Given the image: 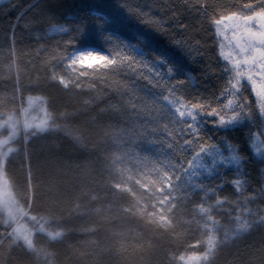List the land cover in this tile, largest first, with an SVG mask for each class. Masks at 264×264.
<instances>
[{
    "label": "trees",
    "instance_id": "16d2710c",
    "mask_svg": "<svg viewBox=\"0 0 264 264\" xmlns=\"http://www.w3.org/2000/svg\"><path fill=\"white\" fill-rule=\"evenodd\" d=\"M260 3L261 0H5L0 3V121L9 115L22 120L23 115L34 114L35 107L29 113L23 109L30 99H35L60 125V130L29 134L26 138L20 122L17 136L8 145L14 150L5 161L4 175L13 200L27 213V230H32L31 225L37 226L30 220L31 216H37L46 218L47 228L64 232L62 238L52 241L46 232L35 228L34 242L44 253L51 254L47 258L37 257L11 242L8 233L13 223L0 208V234L5 237L0 244V264H189L186 257L207 251L209 235L223 242L207 262L202 260L200 264H264V225L233 236L238 208L264 214V159L254 155L253 146L261 131L257 98L248 83L240 84L242 100L256 118L255 124L244 120L225 131L216 125L218 116L207 115L214 109L227 119L232 114L225 109L228 100L234 99L235 103L241 99L228 95L230 74L225 69L230 65L222 55L214 20L233 14L251 15L245 6L251 4L258 11ZM33 4L36 7L29 8ZM21 13L24 15L18 20ZM57 25H65L69 31L48 32ZM78 28H84L85 32L97 30L91 45L106 53L107 49L119 51L116 45L120 41L145 47L143 42L133 39L135 34L144 33L158 52H166L171 59L178 60L195 77L198 86L193 87L181 72H175L173 79L158 80L151 77L148 67L139 69L147 77L143 78L128 71H111L114 65L106 69L102 67L104 63L83 68L88 74L79 77L76 82L79 87L72 82L65 87L52 76L66 75L60 58L85 44ZM104 33L112 34L115 43L106 44L102 39ZM113 58L120 57L112 55ZM180 80L184 83L177 86L175 95H182L185 103L191 101L204 106L205 122L200 136L210 137L208 142L215 144L227 138L237 146L243 162L239 171L236 166L221 167L219 175L202 177L207 191L192 193L178 204L168 214L171 225L164 227L148 217L154 201L146 196L142 203L148 207L143 214L123 211L134 200L128 192L113 187L120 182L121 173L107 157L118 151L114 134L121 129L144 132L140 127L144 120L151 121L150 127L156 128L152 138L159 141L171 142L168 132L179 134L185 125L177 119L174 122L165 105L173 112L169 105L173 96L168 89ZM165 96L168 101L164 100ZM129 100L143 109L144 119L137 120L135 126L130 118ZM164 125L168 126L167 130ZM5 131L0 129V134ZM133 140L139 142L138 137ZM168 151L165 148V154ZM181 155L189 153H176L169 158L177 159ZM152 161L149 158L140 167L133 161H125L118 167L131 168L129 174L135 179H142L138 170L144 172V181L155 179L148 171ZM238 179L243 181L239 189L234 184ZM127 186L137 191L138 196L147 192L139 189L134 180ZM217 198L224 201L222 207L216 206ZM201 203L212 206L210 214L216 221L215 225L209 222L207 229L206 217L197 211ZM181 256L184 260L179 259Z\"/></svg>",
    "mask_w": 264,
    "mask_h": 264
},
{
    "label": "snow or ice",
    "instance_id": "6c2138e0",
    "mask_svg": "<svg viewBox=\"0 0 264 264\" xmlns=\"http://www.w3.org/2000/svg\"><path fill=\"white\" fill-rule=\"evenodd\" d=\"M3 2V0H0ZM36 7L35 4L29 5V8ZM245 8L251 12V15L239 16L233 14L237 21L235 25V32L239 33V38L233 45L236 54L240 57L239 60L234 62L231 58H227L230 63V67H227L225 71L230 74L228 95L241 97L234 103V99H229L225 109L230 111L232 114L225 119L224 115L216 112L214 109L207 113V115L218 116L219 119L216 122L217 127L224 129L225 131L233 129L236 125L240 124L244 120H248L251 123H256V118L251 113L246 104L242 100V93L237 85L241 83V77L246 76L248 72H256L261 76V88L256 91V96L259 99V124H260V135H264V0H261L259 10L253 8L251 4L246 5ZM24 13H21L17 19L22 18ZM232 17H229L231 19ZM106 19V18H104ZM223 19V17L221 18ZM83 24V20H81ZM214 24L219 27L221 20H214ZM258 25V27H257ZM102 28V26H99ZM54 31L67 32L69 31L65 26L54 27ZM77 31L85 37V44L81 47H74L72 52L67 56H62L61 66L65 70L67 80L65 76H58L53 74L52 79L58 80L59 83L65 87L68 86V82L76 84L79 77L87 75L86 70H82L74 67L77 65L78 54L101 51L100 48L92 47L91 42L96 37L95 29H89L87 32L84 28H78ZM102 39L105 43H115L113 35L104 33ZM116 39H119L118 37ZM133 39L143 42L145 47H141L139 43H131L120 41L116 45L119 50L114 53L113 49H107L108 56L119 55V60L116 58L108 59V56H100L101 60H105L106 63L102 66L106 69L109 66H113L111 71H128L134 76L143 77V73L139 71L144 67L150 69L151 77L154 79H163L167 77L169 79L174 78L175 72H181L185 78L192 83L193 87L198 86L195 77L185 68L180 65L178 60H173L170 54L166 52H158L156 46L153 44L151 38L147 37L144 33H137L133 36ZM123 49H127V52H123ZM128 53H135L134 56L128 55ZM83 56L79 57V60L83 61ZM70 62V63H69ZM164 70L163 72L161 70ZM147 78V77H143ZM233 81L235 83H233ZM246 83H248L251 89L255 85L256 81L253 80L251 75L246 76ZM183 80L177 83L171 84L168 91L173 96V99L169 101V105L173 110V116L176 117L177 121L185 127L181 128L178 135H173L172 132H168L167 135L171 137V142H162L155 138H152L156 132L155 127H150L151 121L144 120V123L140 125L144 129V132L136 133L133 130L121 129L119 133H115L113 140L115 142L117 152L107 157L111 161V165L115 167L117 172L121 173L120 182H117L113 187L120 191H126L133 198L134 203L123 209L128 214H136V212L144 213V210L148 207L147 204L142 203V198L147 197L151 203L152 211L148 212L147 215L151 222L161 224L164 227L171 225L172 221L169 219L168 214L178 207V204L188 199L192 193L198 191H207L202 177L212 178L214 175H219V169L221 167L230 168L236 166L239 171L242 167L243 158L238 154L237 146L232 144L227 138H223L220 144L209 143L210 137L205 139L200 136V129L204 124V113L202 111L203 105L199 103H193L191 101L185 103L181 96L175 95L177 86L182 85ZM165 101H168V97H164ZM31 103V99H30ZM129 106L131 110L132 123L135 126L137 120L144 119L143 109L138 108L137 104L129 100ZM183 109V110H182ZM27 112V110H25ZM199 117V119H198ZM19 121L13 119L11 115L0 124V128H7L10 130L6 139H0V180L4 177L5 161L9 153L13 152V148L8 146L10 142L15 139L18 134ZM167 130V125H164ZM23 128L27 135H37L39 133L48 131L60 130V125L55 122V117L51 114L46 113V118L41 123H32L27 118L24 120ZM31 130V131H29ZM71 135V132H68ZM133 137H138L139 142H135ZM187 137H191L190 139ZM78 139V137H77ZM182 141V143L180 142ZM163 145V146H161ZM151 146V147H146ZM251 147V142H250ZM155 148L154 159L152 161V167L148 169L149 172L155 175V179H148L147 182H143L145 177L144 172L138 170V175L142 179H135L134 176L126 173H130V168L121 169L118 167L119 164L125 161H135L136 163H145L149 157H140V151H151ZM165 148L170 150L165 154ZM259 153L264 157V148H257L254 152ZM176 153H189L188 156L181 155L177 159H171ZM227 153V154H226ZM165 156L164 160L160 157ZM135 181V185L139 186V189H145L147 192H142L140 196L137 195V191L133 190L132 187H128L129 182ZM6 183V181H5ZM151 184V188H149ZM235 186L239 189L243 186V181H234ZM150 193V194H149ZM96 199L95 196L92 197ZM224 201L217 198L216 206L222 207ZM4 208L7 211V215L10 220H15L16 215L14 207L11 201L5 200L3 202ZM80 208V205H76ZM211 207H205L203 203L197 205V211L206 217L205 228H208L209 222L213 225L216 224L213 217L211 216ZM97 212L99 209L96 210ZM27 215V213H24ZM246 216H252L253 219L245 218ZM30 220L33 221L38 227L36 231L46 232L45 224L47 220L45 217L31 216ZM235 228L233 229V236H239L242 233H247L252 230L255 226L264 225V214L252 213L250 209H237V214L234 218ZM48 238L52 241H56L64 236L63 230H53L46 232ZM8 237L11 238L13 244L22 245L28 251L35 254L37 257L44 256L47 258L50 253H44L41 248L34 242L33 230H21L19 227H13L11 232L8 233ZM3 234H0V244L4 242ZM229 237L227 233L224 239L227 240ZM215 236L209 235L207 240V251L202 257H195L196 261L204 260L208 261L209 257L214 253L217 245L222 243ZM180 260H184L181 256Z\"/></svg>",
    "mask_w": 264,
    "mask_h": 264
},
{
    "label": "rangeland",
    "instance_id": "374dc122",
    "mask_svg": "<svg viewBox=\"0 0 264 264\" xmlns=\"http://www.w3.org/2000/svg\"><path fill=\"white\" fill-rule=\"evenodd\" d=\"M3 1H5V0H3ZM229 17H232V18L229 19ZM236 23H237V21L235 19V16H228V17L223 18V20H221V25L217 28L218 29V33H219V36H220V40H221V42H220V49H221V52H222L223 57L225 58V60L228 63H229V60L227 58H231V60L233 62L235 60H239L240 59V57L236 54V51H235V49L233 47V45L235 44L236 40L239 38V33H236L234 31L235 30ZM59 26H61V25H57V26L51 27V29L48 32L49 33H53V34L60 33L58 31H54L53 30L54 27H59ZM63 26H65V25H63ZM257 27H258V25H257ZM80 56H83L84 57L82 62L79 60V57ZM100 56H108V53L103 52V51L92 52L90 55L87 54V53H79L78 54L77 65H75L74 67L79 68V69L92 68V67H94L96 65H102V64L106 63L105 60H101L99 58ZM108 59H111V56H108ZM229 65H230V63H229ZM247 75H251L252 78H253V80L256 81L255 85H253L251 89H252L255 97L257 98L256 91H259L260 88H261V76L258 73L251 72V71L248 72L246 74V76ZM62 76H65V79L67 80V76L66 75H62ZM246 76L241 77V83L242 82H245ZM70 82L71 81H69L68 84ZM239 86L240 85H237V87H239ZM257 104L259 106V99L258 98H257ZM33 107H35L37 109L36 112H33L34 114L23 115L22 120H20V117L19 118L18 117H14L13 118V119L19 121V124L21 122L20 125H21L22 129H23L24 120L26 118L30 122H32V123H41L46 118V112H47L46 109L43 108L40 105H37L35 99H32L31 100V103H29V105L26 106L23 109V112L26 113L25 110H27V113H29V110H32ZM165 107H166V111H167L168 115L172 117L173 116V112L171 111V109L169 107H167V105H165ZM172 120L174 122H176V117H173ZM3 121L4 120L0 121V124H2ZM0 129H2V128H0ZM3 129H6V131L3 132V134H0V139H6L8 133L10 131L7 128V126H5ZM260 132L257 133V136L254 139V142H253L254 150H256L257 148H264V135H260ZM155 151H156L155 149H152L151 150L152 153H147V154H141L140 153V157L143 158L144 156H148L152 160V158L154 159ZM256 154L259 157H261V158L264 159V157H262L258 152ZM160 159L161 160H164L165 159V156H161ZM133 162L136 163L135 161H133ZM142 164L143 163H136V165H139V167ZM126 174L128 175L129 173H126ZM147 180L148 179H144L143 182L146 183ZM5 181H6V183H5ZM10 191L11 190L9 188L8 182H7L6 177L4 175L3 179L0 180V208L3 209V210H5L4 205H3V202L5 200L11 201L12 204H13V207H14L16 219L15 220H10L9 217H8V215H7L8 219L13 223V227H19V228H21V230H27V226H28L27 225V221H28V218L26 219L27 215L24 214L26 212L24 210H22L16 204L15 200H13V197H12ZM6 213H7V211H6ZM31 226H32L31 228H32L33 231H34L35 228H37V226H34V225H31ZM45 229H46V232L47 231H53L52 229L47 228L46 226H45ZM203 255H204V253H202V254H192V255H189L188 257H186V261L189 264H200L202 260L196 261L194 258L195 257H202Z\"/></svg>",
    "mask_w": 264,
    "mask_h": 264
}]
</instances>
